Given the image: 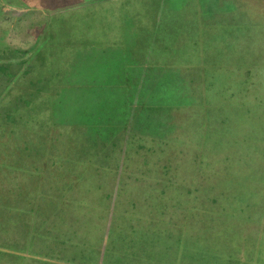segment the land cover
<instances>
[{"label":"rangeland","instance_id":"obj_1","mask_svg":"<svg viewBox=\"0 0 264 264\" xmlns=\"http://www.w3.org/2000/svg\"><path fill=\"white\" fill-rule=\"evenodd\" d=\"M58 1L0 21V264H264V13Z\"/></svg>","mask_w":264,"mask_h":264},{"label":"crops","instance_id":"obj_2","mask_svg":"<svg viewBox=\"0 0 264 264\" xmlns=\"http://www.w3.org/2000/svg\"><path fill=\"white\" fill-rule=\"evenodd\" d=\"M106 3L107 1L113 0H90V2ZM18 4L14 2L18 7L12 6V8L4 6V3L12 4L11 2H6V0H0V5L2 6V11H0V21L6 23L7 21H17L21 23L26 20L30 15L36 17L35 12H46L50 8V5L54 6L58 3V0H17ZM236 4L247 6L250 9H256L259 13H264V0H235ZM161 7L164 6V2L161 1ZM207 0H192L193 12L197 14L207 11L204 9ZM107 4V3H106ZM6 7V8H5ZM213 8V7H210ZM56 9V8H55ZM162 10V8L160 9ZM210 10V9H209ZM14 13V14H12ZM25 13H29L27 16H23ZM26 17V18H25ZM199 18V17H198ZM36 21V20H33ZM238 25V24H237ZM3 26V25H1ZM196 36V34H195ZM191 43H198L196 40L190 41Z\"/></svg>","mask_w":264,"mask_h":264}]
</instances>
